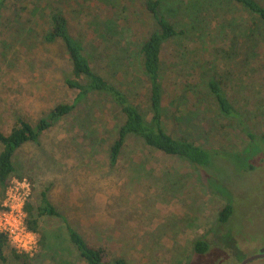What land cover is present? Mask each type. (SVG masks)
I'll return each mask as SVG.
<instances>
[{"label":"rangeland","instance_id":"374dc122","mask_svg":"<svg viewBox=\"0 0 264 264\" xmlns=\"http://www.w3.org/2000/svg\"><path fill=\"white\" fill-rule=\"evenodd\" d=\"M146 1L2 5L0 131L8 134L18 118L34 125L57 104L74 103L36 140L13 151L8 184L26 179L28 202L37 207L44 194L57 213L39 217L46 244L37 245L39 255L36 248L28 264H85L67 227L111 258L134 264H239L264 249V28L247 34L253 21L237 15L242 8L233 0H157L159 13L181 31L161 52L163 121L173 136L215 152L211 168L169 156L137 135L127 138L113 163L119 108L100 92L78 98L65 85L66 50L42 34L54 10L66 16L95 71L151 121L149 82L138 63L140 46L157 26ZM255 58L249 67L247 60ZM210 80L236 116L219 110ZM228 204L232 215L221 223L219 211ZM200 240L209 244L203 254L194 248ZM3 257L0 264H24L9 246ZM248 264H264V257Z\"/></svg>","mask_w":264,"mask_h":264},{"label":"trees","instance_id":"16d2710c","mask_svg":"<svg viewBox=\"0 0 264 264\" xmlns=\"http://www.w3.org/2000/svg\"><path fill=\"white\" fill-rule=\"evenodd\" d=\"M235 4L242 8L237 15L247 18L249 24L247 34L253 36L260 28H264V5L257 0H233ZM5 0H0V14ZM145 6L152 14L156 23L155 30L151 31L143 41L139 49L138 63L142 73L148 79L149 103L151 109V121L146 122L135 105L129 102L127 96L116 86L108 81L104 76L95 71L91 64L89 55L82 42L69 29L68 20L60 10H54L49 14V29L43 32L47 41H60L69 57L70 69L65 77V85L69 89L78 91V98H82L92 92H100L107 96L115 104L121 114L122 122L118 127L116 139L110 148V158L115 163L130 135L141 137L150 147L155 148L169 156L183 157L203 169H209L215 165L217 155L193 141L186 138L173 136L167 125L163 121L162 100L163 94L160 82V60L163 44L170 38L177 36L181 31L175 29L158 10L157 0H147ZM257 58L247 60V65L252 67ZM264 66V63L259 67ZM208 89L214 97L219 110L228 116H236V112L230 102L224 96L220 85L214 80L207 83ZM77 98V99H78ZM74 103L63 102L51 109L46 118L39 119L34 125L18 118L16 124L8 134L0 131V143L3 145L0 151V197H4L9 179L14 172L12 162L13 151L27 141H34L41 131L50 128L62 116L68 114L73 109ZM251 139H255L250 135ZM24 210L26 212L25 223L29 230L38 234L39 250L46 244L45 235L39 230V217L44 215H56L52 206L48 203L45 195L37 207L27 202ZM36 212V214H35ZM233 207L228 204L219 211V221L226 223L232 215ZM70 241L76 247L80 258L85 264H134L128 262L123 257L111 258L107 249L102 246H95L88 243L77 231L67 227ZM9 246L12 255L21 263H30L32 257L25 252H17L0 236V259L3 257V248ZM195 251L199 254L205 253L209 249V244L205 241L195 243ZM40 252V251H39ZM39 255L38 248L35 251Z\"/></svg>","mask_w":264,"mask_h":264},{"label":"built area","instance_id":"2783aa9c","mask_svg":"<svg viewBox=\"0 0 264 264\" xmlns=\"http://www.w3.org/2000/svg\"><path fill=\"white\" fill-rule=\"evenodd\" d=\"M30 184L26 179L12 180L0 197V236L17 251L33 254L38 236L25 223L24 207L30 196Z\"/></svg>","mask_w":264,"mask_h":264},{"label":"water","instance_id":"95a60500","mask_svg":"<svg viewBox=\"0 0 264 264\" xmlns=\"http://www.w3.org/2000/svg\"><path fill=\"white\" fill-rule=\"evenodd\" d=\"M261 257H264V249H261L260 252H258L256 254H253L249 257L244 258L239 264H247L250 261H253V260L261 258Z\"/></svg>","mask_w":264,"mask_h":264},{"label":"flooded vegetation","instance_id":"af4514ba","mask_svg":"<svg viewBox=\"0 0 264 264\" xmlns=\"http://www.w3.org/2000/svg\"><path fill=\"white\" fill-rule=\"evenodd\" d=\"M261 249H263V248H261ZM261 249H260V250H261ZM260 250H259V252H260ZM241 261H242V260H241ZM247 264H248V263H247Z\"/></svg>","mask_w":264,"mask_h":264}]
</instances>
